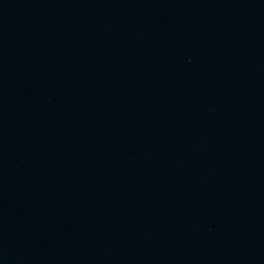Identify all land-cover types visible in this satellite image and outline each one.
I'll use <instances>...</instances> for the list:
<instances>
[{"label": "water", "instance_id": "obj_1", "mask_svg": "<svg viewBox=\"0 0 264 264\" xmlns=\"http://www.w3.org/2000/svg\"><path fill=\"white\" fill-rule=\"evenodd\" d=\"M0 264H264V0H0Z\"/></svg>", "mask_w": 264, "mask_h": 264}]
</instances>
